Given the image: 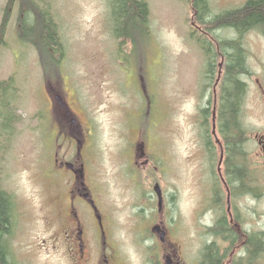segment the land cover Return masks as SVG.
I'll use <instances>...</instances> for the list:
<instances>
[{"label":"rangeland","instance_id":"obj_1","mask_svg":"<svg viewBox=\"0 0 264 264\" xmlns=\"http://www.w3.org/2000/svg\"><path fill=\"white\" fill-rule=\"evenodd\" d=\"M47 1L64 47L61 82L45 83L36 52L15 39L13 25L6 46L0 48V81L14 76L19 90L15 105L21 116L9 150L0 158V186L14 201L12 260L15 264H65L61 252L51 251L49 245L65 218L62 203L70 179L65 170L53 165L51 156L57 151L64 162L75 161L79 145L70 146V137L62 136L58 125L61 132L80 141L90 136L93 148L89 152L80 148L83 157L77 165L83 164L85 182L112 220L110 240L119 242L128 262L140 264L148 247L153 254L159 253L152 242L159 237L151 231L158 225L167 232L165 240L180 245L184 260L197 264L202 246L212 240H200L202 227L190 218L210 198L208 153L201 143L205 135L212 137L211 114L206 133L197 123L198 107L206 105L199 98L205 61L195 41L188 38L190 31L195 38L201 34L191 30L192 10L183 0H146L151 37L144 53L132 52L128 44L118 53L107 0ZM208 1L216 15L237 0ZM218 34L228 37L231 31L222 28ZM246 47L249 52L255 48L250 43ZM253 60L250 55L249 70L254 75L263 73ZM251 81L254 84V77ZM255 96L250 82L243 120L258 131L264 127V112ZM214 153L212 173L216 175V146ZM258 157L252 161L253 172L264 180V158ZM156 184L163 198L160 213L153 193ZM171 198L179 219L176 230L171 225L173 234L168 213ZM238 210L242 228L264 230V196L256 201L240 197ZM205 212L199 219L209 223V209ZM218 245L222 250L226 247L220 240ZM260 249L254 264H264V240Z\"/></svg>","mask_w":264,"mask_h":264},{"label":"flooded vegetation","instance_id":"obj_2","mask_svg":"<svg viewBox=\"0 0 264 264\" xmlns=\"http://www.w3.org/2000/svg\"><path fill=\"white\" fill-rule=\"evenodd\" d=\"M223 3H226V0H223ZM232 5L230 8L224 6L217 15L229 13V19H235L239 22V26H245H243V29L238 28L237 30L223 27L224 29H229L232 34L224 38L231 37L238 42L242 51L245 52V63L248 69H250L248 60H250V55H252L253 62L258 68L263 70L264 0H237ZM247 20L251 22L248 23ZM247 43L255 47L250 52L247 50ZM263 73L254 75L250 71V74L244 77V82L246 84V93L248 83H252L258 105L262 107L264 112ZM253 77L254 84L251 81ZM213 97L215 98L216 95H213ZM214 105L215 102L211 104V108L209 107V103L206 102L205 105L209 110V114H211L212 140L207 134L204 136L206 139L201 143L202 149L208 153L206 168H208L207 186L210 188L208 191L210 198L206 205H200V212L195 213L190 218L202 227V233L199 236L200 240H204L203 237H205V240L210 238L212 241L204 243L202 246L197 264H203L204 256L206 252H209V248L218 257L216 264H254V261L258 259L262 250L258 248L257 252L250 254L249 243L256 237L260 240L261 245L262 240H264V230L261 229L259 232H254L242 228L238 200L240 197H249L256 201L258 198L264 196V185L260 183V181L264 182V180L257 177L253 172L255 171V167L252 164L254 159L257 160L259 158L258 155L264 158V127L258 131L250 129L243 120L242 110L240 122L245 129L246 137L241 149L238 147L235 152H232L233 157L230 164L231 159L228 150H226V143L218 132L215 120L216 114L214 115L213 109ZM197 123L201 132L203 130V133H206L208 127L207 119H203L199 115ZM56 126L57 131L61 135L70 137L71 140L67 141L70 146L78 144L80 147L76 148V160L72 162L66 163L60 161L57 152L53 155L52 161L54 166L60 168L65 163H70L68 165L70 167L68 172L71 181L62 203L64 204L63 215L65 218L63 219L61 229L55 228L57 234L52 239L53 244L50 243L49 248L55 253L61 252L65 264H130L127 257L120 251L119 242L117 240H110L109 228L112 226V220H110L106 208L100 206L94 199L93 192L89 184H87L88 180L87 183L85 182L83 164L77 165L78 159L83 157V154L80 153V148L85 151L91 149L90 136H87L86 140L80 141L74 135L61 132L59 126ZM202 134L200 133V135ZM82 142H84L83 145ZM252 142L255 143L253 147L258 150L257 152L252 149L253 147L249 146L250 144L252 145ZM215 146L219 151L216 175L212 173L215 165L213 162L215 158ZM231 165L234 166L235 170L230 169ZM241 165L243 166L242 176L237 175L240 172ZM211 179L212 181H209ZM169 204V230L173 234L174 230L171 225L174 224V229L176 230L179 219L177 217V205L172 198ZM208 209L210 221L209 223H204L199 217L202 214L205 215V211ZM157 212L160 213L161 211ZM159 228L161 226L156 225L153 227V231L157 232ZM161 230L167 236L166 230L164 228H161ZM218 240L226 245L223 250L218 245ZM152 242L156 244L159 253L153 254V250L148 247L145 250L146 254L140 258V264H188L179 252L178 248H180V245L177 242L173 240H154ZM241 252L243 253V257H240ZM192 264L196 263L193 262Z\"/></svg>","mask_w":264,"mask_h":264},{"label":"trees","instance_id":"obj_3","mask_svg":"<svg viewBox=\"0 0 264 264\" xmlns=\"http://www.w3.org/2000/svg\"><path fill=\"white\" fill-rule=\"evenodd\" d=\"M193 11L192 21L203 34L188 38L204 57V70L199 95L201 100L212 104L211 96L216 87V124L219 134L226 143V150L232 163V152L241 149L245 141V129L240 122L246 93L244 77L250 74L245 63V52L233 38L218 34L223 27L237 30L243 26L225 15H213L208 0H183ZM111 35L118 53L128 44L131 51L146 48L150 40L149 7L146 0H107ZM228 14V15H226ZM250 23L251 21H248ZM241 24V23H240ZM246 24V23H245ZM13 25L15 39L22 46H30L36 52L42 76L46 84L60 80V67L64 59V47L60 39L57 23L47 0H3L0 6V48L6 46V37ZM209 38V39H208ZM131 52V53H132ZM130 55H133L130 54ZM221 60L217 64V60ZM120 60L121 57H120ZM54 85V84H53ZM19 90L14 76L0 81V158L9 150V142L14 136L21 116L17 113L16 102ZM199 115L207 119V107H199ZM0 159V160H1ZM234 169V166H230ZM236 173V172H235ZM243 175V166L237 175ZM14 201L11 194L0 186V264H15L10 254V236L13 231ZM260 240L254 237L249 243V251L257 252ZM203 264H216L218 257L209 248Z\"/></svg>","mask_w":264,"mask_h":264},{"label":"water","instance_id":"obj_4","mask_svg":"<svg viewBox=\"0 0 264 264\" xmlns=\"http://www.w3.org/2000/svg\"><path fill=\"white\" fill-rule=\"evenodd\" d=\"M154 192L156 194V196L158 197V206L160 207V204H161V196H160V190L158 188V185H155L154 186ZM163 235L160 236V240H163Z\"/></svg>","mask_w":264,"mask_h":264}]
</instances>
